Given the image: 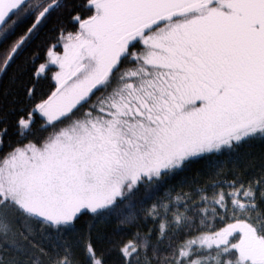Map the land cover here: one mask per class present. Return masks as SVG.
Listing matches in <instances>:
<instances>
[{
	"label": "snow or ice",
	"instance_id": "snow-or-ice-1",
	"mask_svg": "<svg viewBox=\"0 0 264 264\" xmlns=\"http://www.w3.org/2000/svg\"><path fill=\"white\" fill-rule=\"evenodd\" d=\"M0 264H264V0H0Z\"/></svg>",
	"mask_w": 264,
	"mask_h": 264
}]
</instances>
